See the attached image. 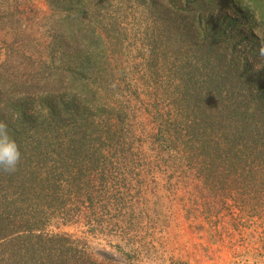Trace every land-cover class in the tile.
Segmentation results:
<instances>
[{
  "label": "trees",
  "instance_id": "trees-1",
  "mask_svg": "<svg viewBox=\"0 0 264 264\" xmlns=\"http://www.w3.org/2000/svg\"><path fill=\"white\" fill-rule=\"evenodd\" d=\"M45 1L35 21L0 0V121L22 153L0 169V264H120L53 229L125 216L144 164L187 214L264 215V72L228 0Z\"/></svg>",
  "mask_w": 264,
  "mask_h": 264
},
{
  "label": "rangeland",
  "instance_id": "rangeland-1",
  "mask_svg": "<svg viewBox=\"0 0 264 264\" xmlns=\"http://www.w3.org/2000/svg\"><path fill=\"white\" fill-rule=\"evenodd\" d=\"M27 1L21 3L32 4L38 14L29 15L31 20L38 21L50 12L45 0ZM227 3L224 13L242 24L247 45L244 51L256 50L255 54H259L264 43V0ZM42 21L46 23L45 19ZM135 21L132 17L128 20L131 35ZM0 37L6 39L5 34ZM128 48L135 56L136 46ZM248 57H252L251 52ZM252 62L255 69L264 72V57ZM148 169V164L140 167L138 175L142 181L136 185L147 187L141 188L140 193L133 188L126 194V198L142 201L136 202L125 216L118 211L115 216L109 214L99 221L103 228L98 230H92L84 220L51 229L86 239L95 257L120 264H264V215L248 216L233 206V213L225 210L219 219L211 221L199 214H187L183 203H189L188 189L168 187L164 176L150 174ZM153 179L159 185L157 196L150 188ZM99 217L100 214L94 217L96 224Z\"/></svg>",
  "mask_w": 264,
  "mask_h": 264
},
{
  "label": "clouds",
  "instance_id": "clouds-1",
  "mask_svg": "<svg viewBox=\"0 0 264 264\" xmlns=\"http://www.w3.org/2000/svg\"><path fill=\"white\" fill-rule=\"evenodd\" d=\"M259 55L264 57V43L259 48ZM20 146L9 132L7 123L0 121V169L15 172L21 162Z\"/></svg>",
  "mask_w": 264,
  "mask_h": 264
}]
</instances>
